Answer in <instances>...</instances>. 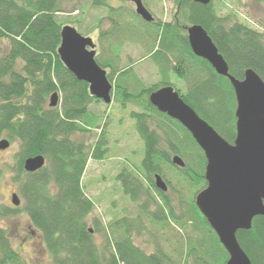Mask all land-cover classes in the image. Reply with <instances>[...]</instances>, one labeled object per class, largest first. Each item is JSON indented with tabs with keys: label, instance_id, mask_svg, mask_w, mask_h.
<instances>
[{
	"label": "trees",
	"instance_id": "obj_1",
	"mask_svg": "<svg viewBox=\"0 0 264 264\" xmlns=\"http://www.w3.org/2000/svg\"><path fill=\"white\" fill-rule=\"evenodd\" d=\"M79 1L0 0V39L9 42L8 50L0 51V140L6 138L18 146L13 162L0 166V185L5 171L12 172L22 199L20 206H0V264H29L1 223V218L19 212L28 216L42 236L48 253L44 264H226L229 254L195 202L196 194L207 185L205 154L179 121L151 103L150 95L168 85L175 87L169 74H176L187 84L185 92L176 87L183 99L233 143L234 88L206 59L193 53L187 27L200 24L206 29L233 76L243 79L251 68L263 80L264 30L221 16L213 1L204 5L174 0L177 10L171 22L157 18L147 22L135 10L129 15L127 8L115 7L110 0L90 1L94 8L108 11L112 21V28L99 30L107 57L97 50L96 60L114 84L113 101L124 109L130 104L138 107L130 116L144 142L140 166L124 168L117 176L137 210L105 226L97 217L90 220L95 203L83 185L88 160H102L109 149L105 129L92 145L73 138L101 128V115L92 106L104 102L91 95L89 84L78 80L58 53L63 27L75 22L63 14L77 9L76 5L67 9L65 4ZM256 1L264 6V0ZM125 41L148 43L145 46L160 70L158 83L146 87L132 65L117 69L119 52L115 49ZM130 73L132 78L127 77ZM54 92L60 99L58 106L51 107ZM37 155L45 156V166L27 172L24 161ZM175 155L184 160L183 168L173 164ZM168 171L189 185V194L180 199L179 207L155 183L160 174L170 187ZM168 228L186 232L180 246L162 245ZM150 229L163 235L150 233L154 247L149 252L137 244L136 237ZM97 233H103L101 243ZM237 239L252 264H264V216L255 217L251 229L239 230Z\"/></svg>",
	"mask_w": 264,
	"mask_h": 264
},
{
	"label": "water",
	"instance_id": "obj_2",
	"mask_svg": "<svg viewBox=\"0 0 264 264\" xmlns=\"http://www.w3.org/2000/svg\"><path fill=\"white\" fill-rule=\"evenodd\" d=\"M136 5V13L145 21L155 17L143 0H125ZM204 5L212 0H192ZM188 39L195 55L206 59L215 71L227 77L236 96V137L231 143L208 121L202 118L172 85L160 88L150 95L151 103L169 117L179 121L202 148L206 157L205 179L207 185L195 196V202L206 217L220 242L229 254L226 264H252V261L237 239V232L252 228L257 216H264V80L253 69L245 71L238 79L229 71V65L200 24L187 27ZM58 53L65 66L80 81L89 84L92 96L106 104L113 101L114 84L108 71L96 60V43L92 37L82 35L72 25L62 29ZM59 93L54 92L49 105L59 104ZM11 142L2 138L0 150H6ZM173 164L183 168L184 160L175 155ZM46 164L43 155L29 157L24 161L27 172H36ZM155 183L163 192L168 183L156 174ZM14 206H20L17 193L12 195Z\"/></svg>",
	"mask_w": 264,
	"mask_h": 264
},
{
	"label": "rangeland",
	"instance_id": "obj_3",
	"mask_svg": "<svg viewBox=\"0 0 264 264\" xmlns=\"http://www.w3.org/2000/svg\"><path fill=\"white\" fill-rule=\"evenodd\" d=\"M90 1L81 0L77 4L75 2L66 3L65 7L67 9H72L74 5L77 6V9L73 12H66L63 15L75 21L70 25L76 27L79 32L82 31L85 36H90L94 39L95 43H97L98 52L106 59L105 39H100L99 30L105 31L112 28V21L108 17L110 15L108 11L103 8H94ZM212 1L221 16L238 18L257 30H264V6L262 3L256 0ZM143 2L155 18L162 22H171L173 20L177 10L174 0H143ZM110 3L115 7L124 6L127 8L128 14L132 16L133 11H136V5L133 2L110 0ZM101 18V24L98 25V21ZM146 44L148 43L146 42ZM145 45L139 42L125 41L121 47L116 46L115 50L119 52L117 69L132 65L133 72L138 79L146 87H151L161 80V74L159 67L150 57L151 50L147 47L148 45ZM8 48L9 42L5 39H0V51L4 53ZM132 76V73L127 75L128 78H132ZM169 76L170 80L175 84V88H180L183 92L186 91L187 84L184 79L172 72H170ZM115 81L116 78L114 83ZM92 108L101 115V128L94 129L93 132L86 134H75L73 138L76 141H84L92 145L99 133L105 129L109 149L102 160L93 158L88 160L83 177V185L87 196L95 203L90 220L97 217L106 226L113 220L137 210L135 203L131 202L130 198L124 193L117 176L124 168L136 170L140 166L144 155V142L136 130L135 121L130 116L131 110L138 109V107L130 104L124 109L117 102L112 101L111 104L100 103L99 105H93ZM163 141L164 139L162 138L161 143ZM17 147V144L11 142L9 148L0 150V166L3 167L6 162H13V155L17 151ZM5 175L6 177H4L0 185V206L14 207L12 195L13 193L18 194V185L11 178L12 172L6 170ZM168 178L171 188L169 187V190L165 193L173 204L179 207L180 199L186 198L189 194V185L183 178H179L176 174L173 175L170 171H168ZM145 184L147 183L145 182ZM157 198L160 200L159 197ZM1 223L8 230L14 248L27 259L29 264H44L48 262V253L42 236L32 227L25 213L19 212L13 217L1 218ZM152 232L160 234V236L163 235L156 229H150V232L148 231L142 236L136 237L137 244L149 252L154 247L152 244L153 237L150 234ZM182 234H186V232H180L176 228L166 229L162 238L164 240H161L162 245L171 249L180 246ZM95 237L98 243L103 241V233H97ZM166 239L169 242H163Z\"/></svg>",
	"mask_w": 264,
	"mask_h": 264
}]
</instances>
